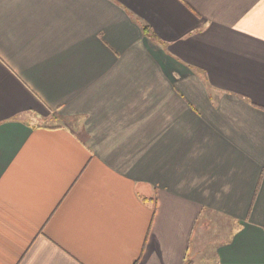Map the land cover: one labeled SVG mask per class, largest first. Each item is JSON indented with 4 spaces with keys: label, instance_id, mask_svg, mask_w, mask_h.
I'll use <instances>...</instances> for the list:
<instances>
[{
    "label": "crops",
    "instance_id": "0c3cea01",
    "mask_svg": "<svg viewBox=\"0 0 264 264\" xmlns=\"http://www.w3.org/2000/svg\"><path fill=\"white\" fill-rule=\"evenodd\" d=\"M0 264H264V0H0Z\"/></svg>",
    "mask_w": 264,
    "mask_h": 264
},
{
    "label": "rangeland",
    "instance_id": "374dc122",
    "mask_svg": "<svg viewBox=\"0 0 264 264\" xmlns=\"http://www.w3.org/2000/svg\"><path fill=\"white\" fill-rule=\"evenodd\" d=\"M217 227H211L208 231H205L202 237L201 246L204 251L216 246L221 240L226 238V223L224 221L218 222ZM230 228V226H229Z\"/></svg>",
    "mask_w": 264,
    "mask_h": 264
},
{
    "label": "trees",
    "instance_id": "16d2710c",
    "mask_svg": "<svg viewBox=\"0 0 264 264\" xmlns=\"http://www.w3.org/2000/svg\"><path fill=\"white\" fill-rule=\"evenodd\" d=\"M145 31H146V33L149 34V36H151V35H150L151 33L149 32V28L146 27V28H145Z\"/></svg>",
    "mask_w": 264,
    "mask_h": 264
}]
</instances>
